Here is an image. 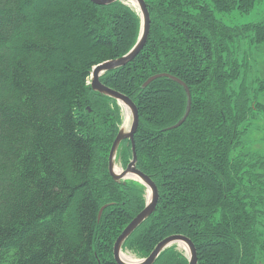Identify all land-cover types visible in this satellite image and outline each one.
<instances>
[{
  "label": "trees",
  "instance_id": "trees-1",
  "mask_svg": "<svg viewBox=\"0 0 264 264\" xmlns=\"http://www.w3.org/2000/svg\"><path fill=\"white\" fill-rule=\"evenodd\" d=\"M145 2L147 45L101 78L137 105V167L159 190L156 210L124 247L147 257L166 237L183 234L198 264H264V162L244 143L246 123L264 106L250 99L245 82L232 88L246 51L235 45L238 28L221 18L238 4L248 12L255 0ZM140 31L139 14L123 1L0 0V264H117L114 243L145 207L147 188L110 176L123 111L95 93L89 78L96 65L127 54ZM248 32L250 44L264 42V19ZM159 74L179 78L191 92L184 126L171 128L187 108L181 85L160 78L142 88ZM259 85L264 91V81ZM132 158V145L123 142L119 165ZM163 263L188 260L173 245L155 262Z\"/></svg>",
  "mask_w": 264,
  "mask_h": 264
},
{
  "label": "water",
  "instance_id": "water-1",
  "mask_svg": "<svg viewBox=\"0 0 264 264\" xmlns=\"http://www.w3.org/2000/svg\"><path fill=\"white\" fill-rule=\"evenodd\" d=\"M93 3L101 6H109L114 3H116L119 0H91ZM135 3V5L139 8L140 18L142 21V30H141V36L133 48V50L128 53L127 55L118 58L113 61L106 62L102 64L101 66H98L93 71V81H92V88L93 90L97 91L98 93L111 98L113 100H116L120 105L125 107L127 110L130 111L131 114V124L128 128L121 127L114 143L112 146V149L110 151V157H109V172L110 175L113 177L115 181H122L123 179L127 178H136L142 184H144L149 193V202L146 206V208L132 221V223L126 228V230L123 232V234L118 238L116 244H115V259L118 264H154L159 255L162 251H164L166 248L173 244H183L185 248L187 249V252L189 254V264H198V256H197V250L188 237H185L183 235H174L170 236L166 239H164L162 242H160L157 247L154 249V251L150 254V256L144 260L136 261V262H124L121 259V248L125 241L128 239L131 234L138 229L155 211L157 202H158V189L155 183L146 176L143 172L139 171L137 169V154L135 150V134L137 133L138 127H139V112L137 109V106L135 103L127 96L119 93L116 90H113L100 82V76L106 72L115 71L120 68L125 67L130 62H132L144 49L148 36L150 33V26H151V19H150V13L147 7V4L144 0H131ZM166 77L169 80L174 81L178 85H181L185 88L186 95H187V110L182 118V120L175 126L179 127L181 126L185 120L187 119L190 110H191V93L187 85L181 81L179 78H176L174 76L168 75V74H160L156 75L152 78H150L144 85L143 88L148 87L152 82L156 81L157 79ZM174 127V128H175ZM130 141L132 143L133 148V160L128 165L127 169L125 171H122L120 173L116 172L115 170V162H116V155L118 152V149L123 141ZM104 209L101 210L100 215L102 214Z\"/></svg>",
  "mask_w": 264,
  "mask_h": 264
},
{
  "label": "rangeland",
  "instance_id": "rangeland-1",
  "mask_svg": "<svg viewBox=\"0 0 264 264\" xmlns=\"http://www.w3.org/2000/svg\"><path fill=\"white\" fill-rule=\"evenodd\" d=\"M47 4H50V2L46 1L43 3V5ZM43 5H41V7ZM36 6H31L33 10L31 14L33 15L34 13L36 15L38 14L37 10L35 9ZM247 7L248 5L245 4L244 9H246ZM239 9L240 5L238 4L237 6H235L233 12L225 13L224 16H221L226 24L229 23L231 25H235V27L238 28L235 36V45H243L246 51L245 55L243 54V52H241L238 56L237 62L238 66L240 67V77L235 83H233L232 88L235 91H238L241 82H245L249 88L250 99L255 100V103H258L259 105L264 106V91H259V82L264 81V42H261L259 44H250L248 41H246V36L250 34V32H248L250 26L263 22L264 0H255L253 7H251L250 10L246 13H243L242 10ZM42 10L46 9L43 7ZM232 13L233 16H231ZM119 25H121V22L119 23ZM96 67L97 66L93 67L90 74H92L93 70ZM156 105L157 101H155V99H152V106ZM147 106L149 107V104H147ZM131 121V114L127 111L125 118V124L127 125L126 128L130 126ZM246 126L248 128V132L244 136L246 150L250 149L257 156L262 157L260 159H263L262 161L264 162V111L255 110L250 116V120L246 123ZM124 168L125 166H121L117 162V171H121ZM261 229H263L264 240V227L261 226ZM70 234L72 235V233ZM123 255L128 257L132 262L137 260V256L130 250H125L123 252ZM260 257L264 262V257L261 255Z\"/></svg>",
  "mask_w": 264,
  "mask_h": 264
},
{
  "label": "bare ground",
  "instance_id": "bare-ground-1",
  "mask_svg": "<svg viewBox=\"0 0 264 264\" xmlns=\"http://www.w3.org/2000/svg\"><path fill=\"white\" fill-rule=\"evenodd\" d=\"M193 1V0H192ZM200 2V1H199ZM194 3V2H193ZM148 6V5H147ZM216 6V5H215ZM210 7V6H209ZM217 8V7H216ZM198 9V8H197ZM204 9V8H203ZM212 11V10H211ZM223 11V10H222ZM221 14V13H220ZM222 15H223V13H222ZM214 16V15H213ZM212 16V17H213ZM224 16V15H223ZM201 17V16H200ZM198 20V19H197ZM201 20V19H200ZM205 20V19H204ZM216 20V19H215ZM214 20V21H215ZM221 22V21H220ZM209 23V22H208ZM203 24H204V22H203ZM206 24V23H205ZM214 24H216V23H214ZM198 25H199V23H198ZM207 25V24H206ZM213 25V24H212ZM208 26V25H207ZM201 28V27H200ZM199 28V29H200ZM219 28V27H218ZM203 29H204V27H203ZM206 29V28H205ZM218 30V29H217ZM215 32V31H214ZM217 69V68H216ZM203 70V69H202ZM185 81V80H184ZM221 82V81H220ZM173 85V84H172ZM174 87V86H173ZM180 87V86H179ZM220 87V86H219ZM199 88V87H198ZM200 89V88H199ZM195 90V89H194ZM221 90V89H220ZM177 91V90H176ZM181 92V91H180ZM193 92V91H192ZM201 92V91H200ZM201 96V95H200ZM180 97V96H179ZM197 97V96H196ZM108 99V98H107ZM197 99V98H196ZM204 99H205V97H204ZM227 99V98H226ZM225 99V100H226ZM204 101H207V100H204ZM227 103V102H226ZM140 106V105H139ZM142 107V106H141ZM225 107V106H224ZM141 109V108H140ZM195 111V110H194ZM193 111V112H194ZM179 112V111H178ZM197 113V112H196ZM179 115V114H178ZM193 116V115H192ZM178 117V116H177ZM106 118V117H105ZM100 119V118H99ZM174 119V118H173ZM103 120V119H102ZM110 120V119H109ZM76 121H78V120H76ZM91 123H92V121H90ZM113 122V121H112ZM88 123V122H87ZM106 123V122H105ZM6 125V124H5ZM189 125V124H188ZM183 126H184V124H183ZM84 129V128H83ZM113 129V128H112ZM92 130V129H91ZM79 131V130H78ZM81 131V130H80ZM186 131V130H185ZM85 132V131H84ZM105 132V131H104ZM97 133V132H96ZM96 133H95V135H96ZM101 133V132H100ZM87 134V133H86ZM92 134H94V133H92ZM115 134V133H114ZM92 137V136H91ZM98 137H99V135H98ZM102 137V136H101ZM114 137V136H113ZM115 138V137H114ZM91 139V138H90ZM107 141V140H106ZM109 142V141H108ZM107 142V143H108ZM218 142V141H217ZM223 143V142H222ZM216 144V143H215ZM96 146V145H95ZM221 146H223V145H221ZM220 146V147H221ZM100 148V147H99ZM95 149V148H94ZM98 149V148H97ZM224 149V148H223ZM100 151V150H99ZM125 151H126V149H125ZM213 151V150H212ZM217 152V151H216ZM95 153V152H94ZM99 153V152H98ZM101 153V152H100ZM212 153V152H211ZM220 153V152H219ZM95 156V155H94ZM214 156V155H213ZM99 157V156H98ZM211 159V158H210ZM221 159H222V157H221ZM108 160V159H107ZM211 160H213V159H211ZM215 160H216V158H215ZM96 161L98 162V160L96 159ZM172 163V162H171ZM92 164V163H91ZM199 164V163H198ZM197 164V165H198ZM212 164V163H211ZM176 165V164H175ZM205 165V164H204ZM95 167V166H94ZM196 167V166H195ZM102 168V167H101ZM203 168V167H202ZM208 168V167H207ZM105 169V168H104ZM104 169H102V170H104ZM227 169V168H226ZM90 170V169H89ZM88 170V171H89ZM216 170V169H215ZM91 171V170H90ZM107 171V170H106ZM169 171H170V169H169ZM175 172V171H174ZM222 172V171H221ZM226 172V171H225ZM103 173V172H102ZM95 174V173H94ZM88 175V174H87ZM106 175V174H105ZM168 175V174H167ZM90 176V175H89ZM88 176V177H89ZM109 176V175H108ZM182 176V175H181ZM220 176V175H219ZM110 177V176H109ZM94 178V177H93ZM177 178V177H176ZM227 179V178H226ZM88 180V179H87ZM218 180V179H217ZM175 181V180H174ZM90 182V181H89ZM93 182V181H92ZM160 183V182H159ZM183 183V182H182ZM185 183V182H184ZM91 184V183H90ZM94 187H95V185H94ZM181 188H183V187H181ZM91 189V188H90ZM180 189V188H179ZM99 190V189H98ZM164 190V189H163ZM170 193V192H169ZM97 194V193H96ZM98 195H100V194H98ZM126 195V194H125ZM136 196V195H135ZM224 199V198H223ZM126 200V199H125ZM163 200V199H162ZM136 201H137V199H136ZM181 201V200H180ZM130 202V201H129ZM134 202V201H133ZM168 202V201H167ZM104 204V203H103ZM134 204V203H133ZM164 204V203H163ZM138 205H140V204H138ZM162 205V204H161ZM171 206V205H170ZM217 206V205H216ZM112 208V207H111ZM116 208V207H115ZM133 208V207H132ZM163 208V207H162ZM143 209V208H142ZM141 209V210H142ZM98 210V209H97ZM182 210V209H181ZM99 211V210H98ZM166 211V210H165ZM158 212V211H157ZM169 212V211H168ZM171 212V211H170ZM98 213V212H97ZM108 213V212H107ZM110 213V212H109ZM114 213V212H113ZM137 213V212H136ZM105 214V213H104ZM158 214H159V212H158ZM163 214H166V213H163ZM168 214V213H167ZM155 215H156V213H155ZM161 215V214H160ZM180 215V214H179ZM183 215V214H182ZM122 217V216H121ZM159 217V216H158ZM154 218V217H153ZM169 218H171V217H169ZM162 219V218H161ZM160 219V220H161ZM111 220V219H110ZM149 220V219H148ZM156 221V220H155ZM168 221V220H167ZM195 220H193V222H194ZM95 222V221H94ZM105 222V221H104ZM130 222V221H129ZM159 222V221H158ZM202 223H203V221H202ZM208 223V222H207ZM206 223V224H207ZM165 224V223H164ZM97 225V224H96ZM103 225H104V223H103ZM152 225V224H151ZM106 226H107V224H106ZM163 226V225H162ZM208 226V225H207ZM148 227V226H147ZM199 227H201V226H199ZM194 229V228H193ZM207 229V228H206ZM206 229H204V230H206ZM149 230V229H148ZM194 230H196V229H194ZM209 230V229H208ZM203 231V230H202ZM200 232V231H199ZM212 232V231H211ZM99 233V232H98ZM103 233V232H102ZM165 233V232H164ZM205 233V232H204ZM209 233V232H208ZM147 234H148V232H147ZM202 234V233H201ZM211 235V234H210ZM213 235V234H212ZM194 238V237H193ZM215 238V237H214ZM111 239H114V237H112ZM196 239V238H195ZM201 239V238H200ZM204 239H206V238H204ZM115 240V239H114ZM132 240V239H131ZM140 240V239H139ZM102 241V240H101ZM110 241V240H109ZM132 242V241H131ZM102 243V242H101ZM131 244V243H130ZM108 245V244H107ZM91 246V245H90ZM106 246V245H105ZM112 246V245H111ZM153 247V246H152ZM113 248V247H112ZM142 248V247H141ZM200 248V247H199ZM111 249V248H110ZM148 249V248H147ZM98 251V250H97ZM112 251V250H111ZM144 251V250H143ZM112 256V255H111ZM199 256V255H198ZM248 256V255H247ZM246 257V256H245ZM250 258V257H249ZM123 259H125L126 261H129V262H132L131 260H129V258L128 257H126L125 255H123ZM246 259V258H245ZM243 260V259H242ZM91 261V260H90ZM163 261V260H162ZM247 261V260H246ZM94 262V261H93ZM158 262V261H157ZM164 264V263H163ZM166 264V263H165Z\"/></svg>",
  "mask_w": 264,
  "mask_h": 264
}]
</instances>
